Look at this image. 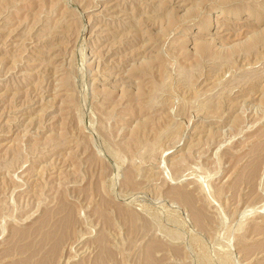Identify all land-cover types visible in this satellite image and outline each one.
<instances>
[{
	"label": "rangeland",
	"instance_id": "obj_1",
	"mask_svg": "<svg viewBox=\"0 0 264 264\" xmlns=\"http://www.w3.org/2000/svg\"><path fill=\"white\" fill-rule=\"evenodd\" d=\"M0 264H264V0H0Z\"/></svg>",
	"mask_w": 264,
	"mask_h": 264
}]
</instances>
